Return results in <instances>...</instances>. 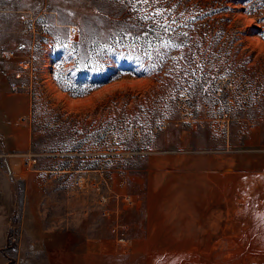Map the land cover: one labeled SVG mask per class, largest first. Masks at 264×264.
Here are the masks:
<instances>
[{
	"label": "rangeland",
	"instance_id": "rangeland-1",
	"mask_svg": "<svg viewBox=\"0 0 264 264\" xmlns=\"http://www.w3.org/2000/svg\"><path fill=\"white\" fill-rule=\"evenodd\" d=\"M21 41L0 264H264V0H0V50ZM140 220L175 251L139 254Z\"/></svg>",
	"mask_w": 264,
	"mask_h": 264
},
{
	"label": "built area",
	"instance_id": "built-area-1",
	"mask_svg": "<svg viewBox=\"0 0 264 264\" xmlns=\"http://www.w3.org/2000/svg\"><path fill=\"white\" fill-rule=\"evenodd\" d=\"M68 34L67 38L64 43V47L66 49H70L79 38L80 29L75 25H69L68 27ZM47 31V25L45 23H42L40 25V32L43 33ZM33 49V47H29L25 41H21L17 44H15L13 47L6 48L0 50V58L5 61H15V64L17 66L16 69H14L9 76L7 80L8 88L12 92H22V91H30L32 89V75L33 72L31 70V61L29 60L28 56L25 54ZM122 228V227H121ZM120 231V232H119ZM115 235H121L124 236L125 233L122 229H119V227L115 226L113 228V231ZM120 236V237H121ZM118 237V239H121V241H127L126 239H122Z\"/></svg>",
	"mask_w": 264,
	"mask_h": 264
},
{
	"label": "crops",
	"instance_id": "crops-1",
	"mask_svg": "<svg viewBox=\"0 0 264 264\" xmlns=\"http://www.w3.org/2000/svg\"><path fill=\"white\" fill-rule=\"evenodd\" d=\"M143 221H132L130 222L131 226V235L136 241V250L141 255H157V254H170L175 251V247L166 245H152L148 243V239L150 237H173L172 234H174L172 231H166V232H155L152 230H146L143 229ZM172 232V233H171ZM184 252V250H182ZM185 253V252H184ZM152 260V258L150 257ZM148 261V259L146 260ZM150 261V260H149Z\"/></svg>",
	"mask_w": 264,
	"mask_h": 264
}]
</instances>
